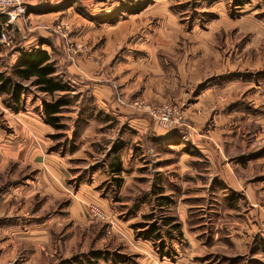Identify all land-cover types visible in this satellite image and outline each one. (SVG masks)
<instances>
[{"label": "rangeland", "instance_id": "1", "mask_svg": "<svg viewBox=\"0 0 264 264\" xmlns=\"http://www.w3.org/2000/svg\"><path fill=\"white\" fill-rule=\"evenodd\" d=\"M55 1L30 0L45 13L31 21L0 13V75L41 47L69 88L50 97L23 83L17 111L0 93V264H264V28L248 18L264 26V7L172 0L160 25L178 27L158 35L151 15L106 30L85 0ZM100 84L117 111L148 121L138 147L97 108ZM64 94L53 128L42 100Z\"/></svg>", "mask_w": 264, "mask_h": 264}, {"label": "crops", "instance_id": "2", "mask_svg": "<svg viewBox=\"0 0 264 264\" xmlns=\"http://www.w3.org/2000/svg\"><path fill=\"white\" fill-rule=\"evenodd\" d=\"M82 1V0H80ZM87 2V5L91 6L93 9V13L90 16L93 19H104L102 21V23L104 26H100L104 29H109V30H114V31H118L120 30V28L122 27L123 23H125L129 18H135V19H143V17H145L146 15H151L154 19H156L157 23L156 25H154V28H151L150 30L153 31L154 34H158V35H173L175 30L174 28H177L178 25L172 26L171 27H164L160 25L161 22V18H162V13L160 12L161 8H164L165 5H167L168 7V3L172 2V0H153L149 3H147L146 7H143V2L144 0H85ZM253 1V0H252ZM56 4L60 5V0H56L55 1ZM220 1H214V3H217V8L221 7V2ZM255 4H256V9H254L251 14L256 13L259 8H257V6H260V9L262 7H264V0H254ZM83 3V2H82ZM209 3V1H208ZM33 4V3H32ZM164 5V6H161ZM142 6V7H141ZM141 7V8H140ZM35 7L33 6H29L27 8V14H26V18L30 21L32 20V16H38V15H44V14H37L35 11ZM150 9H152L150 11ZM154 9V10H153ZM221 9V8H220ZM223 10V9H222ZM50 13H55V15H60V8L58 7V9L54 12L51 11ZM174 12L172 11H168V15L170 16H175L173 14ZM219 17H222L224 19L228 18L225 12V9L223 11H221L219 13ZM43 17V16H41ZM248 18L250 19L249 22L257 29H259L258 27L264 28V26H262L260 21H257V18H255L254 16H248ZM38 18H36L37 20ZM164 19V17H163ZM39 20H43V19H39ZM112 20V21H111ZM159 20V21H158ZM254 20V22L256 23V25L258 27H256V25L251 21ZM20 24V22H19ZM18 24V26H19ZM20 27V26H19ZM112 27V28H111ZM138 31H145V26L144 25H139L138 26ZM173 29V30H171ZM195 29V28H193ZM260 33H264V32H260ZM117 34H120V32H118ZM138 34V32H137ZM49 47V46H48ZM35 48V47H33ZM50 48V47H49ZM50 50V49H49ZM51 60L53 61V57H51ZM153 61V57L150 54V57L147 61H144L143 66H153L156 65ZM54 66L56 67H60V61H57L56 63H54ZM146 81V79H144ZM143 80V81H144ZM145 83V82H144ZM93 99L95 100V102L97 103V108L99 110H101L105 115L108 116V119H116L120 122L119 124V128H120V134L116 133V135H119V141L120 143L125 141V139L127 138V134H129V127L132 129V133L133 136H135V138H133V144L135 147H138L139 145L137 144L138 139H140V136L144 135V133L148 130L149 124L148 121L145 118L142 117H138L135 115V113H132L130 110L128 109H123L120 108L119 111L116 110V106L115 104H113V102L111 101V96H112V91L110 86L106 85V84H100V85H94L93 86ZM143 92V90H142ZM144 94V92H143ZM149 96H152L154 94H148ZM133 116V117H130ZM95 121H97L95 119ZM98 123V122H97ZM109 123H111V121H109ZM95 123L92 121L91 123L89 122L88 126L86 127L85 132H89V134L92 133V130L94 131L93 127H94ZM118 128V129H119ZM154 131L156 133V135L153 136V140L160 142L162 141L163 137L165 136V134H161L159 133L157 130ZM84 133L82 134V136L80 137V139H82L84 137ZM115 135V136H116ZM170 166V165H169ZM135 176V175H134ZM132 176V178L134 177ZM126 185H128V183H125ZM124 185V186H126ZM185 185V183L183 184ZM168 190V189H166ZM169 192H173L172 190H168ZM194 264H206L204 262H198L196 261ZM209 264V263H208ZM211 264H216V263H211Z\"/></svg>", "mask_w": 264, "mask_h": 264}, {"label": "trees", "instance_id": "3", "mask_svg": "<svg viewBox=\"0 0 264 264\" xmlns=\"http://www.w3.org/2000/svg\"><path fill=\"white\" fill-rule=\"evenodd\" d=\"M2 28L3 22L0 21V33ZM53 65L50 54L41 47L19 50L16 61L11 66L10 75L6 77L0 75V93L6 97L5 103L16 111L21 109L22 95L26 90L23 83L27 82L50 97L57 92H67L69 88L58 79ZM66 95L52 103L42 100L43 119L53 128H61L58 124V114L61 108L68 104ZM153 230L151 228L149 232Z\"/></svg>", "mask_w": 264, "mask_h": 264}, {"label": "built area", "instance_id": "4", "mask_svg": "<svg viewBox=\"0 0 264 264\" xmlns=\"http://www.w3.org/2000/svg\"><path fill=\"white\" fill-rule=\"evenodd\" d=\"M30 0H0V13L2 12L8 17L7 24L13 23L18 18L26 15L27 3ZM1 13V14H2ZM15 23V22H14ZM6 24V27L8 26ZM6 29H3L0 33V43H9V39L6 36ZM173 122V116L171 110H167L159 117V123L164 127H170Z\"/></svg>", "mask_w": 264, "mask_h": 264}]
</instances>
